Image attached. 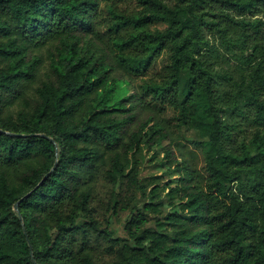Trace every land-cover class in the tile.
<instances>
[{
    "label": "trees",
    "instance_id": "trees-1",
    "mask_svg": "<svg viewBox=\"0 0 264 264\" xmlns=\"http://www.w3.org/2000/svg\"><path fill=\"white\" fill-rule=\"evenodd\" d=\"M137 1L138 12L111 10L114 59L138 77L157 57L168 54V65L142 89L152 102L178 111L180 125H190L197 134L208 176L200 189L194 172L178 164L181 175L174 192L181 211L166 219L175 230L173 237L146 230L137 234L146 218L136 210L125 227L136 248L114 264H264V163L247 146L238 150L230 144L229 127L217 103L216 80L231 79L216 74L209 62L214 50L206 36L217 35L227 50L241 51L249 80L236 86L225 105L238 113L243 102L251 111L250 123L264 127V22L247 24L232 15L252 13L264 0ZM97 4L98 0H0V264H94L84 245L88 228L105 240L119 242L92 222L76 225L79 213L90 214L91 193L80 185L81 176L102 157L95 147L115 151L127 121L133 119L126 115L139 107L136 97L109 78L108 69L92 57H78L75 44L69 45L80 36L99 41L92 28ZM156 23L166 28L149 31ZM55 40L67 54L54 68V79L36 89L37 101L29 113H19L15 122L5 119L3 107L19 98L25 84L36 77L40 61L27 59L26 51ZM99 93V105L71 123L88 98ZM120 115L127 119H119ZM156 134L153 144L167 140L159 131ZM130 141L138 153L139 133H133ZM252 142L260 152L264 136ZM164 152L169 157L170 151ZM33 159L40 164L21 175L17 186L11 185L2 169ZM106 176L111 183L123 177L118 154ZM143 210L155 211L156 205L146 204ZM78 236L83 242L76 250ZM146 241L147 254L140 251Z\"/></svg>",
    "mask_w": 264,
    "mask_h": 264
},
{
    "label": "rangeland",
    "instance_id": "rangeland-1",
    "mask_svg": "<svg viewBox=\"0 0 264 264\" xmlns=\"http://www.w3.org/2000/svg\"><path fill=\"white\" fill-rule=\"evenodd\" d=\"M165 2L172 4L170 0ZM97 11L92 20V28L99 41L90 35L80 36L77 40L69 41V45L75 44L76 54L81 58H94L99 65L110 71L109 78L113 79L118 88H125L126 93L133 95L139 100V107L130 111L126 116L133 117L124 127L122 142L115 151H105L103 147H95L102 155L100 161L94 164L89 173H84L81 177L80 188L91 193L89 201L90 214L79 213L76 225L94 223L97 230L107 229L111 233V242L105 240L101 235L94 233L89 228L87 241L84 243L86 251L94 264H114L120 255L126 254L129 249L136 248L134 241L128 238L126 224L130 218L138 211L143 213L146 223L141 226L136 233L151 231L158 234L173 237L175 230L167 225V217L173 213H180L179 196H176L174 189L179 184L182 165L193 171L195 183L201 189L208 176L205 170L204 151L197 144L200 138L191 130L190 125L183 127L180 125L178 111L167 106H161L152 102L145 96L142 87L150 80H155L156 75L168 65V54L163 53L157 57L145 72L134 77L121 68L114 59V50L110 40L115 33L110 32V26L115 23L111 10L120 13H135L141 8L137 0H98ZM233 17L239 21L251 24L257 21L264 22V4L260 3L252 13H245L242 16L233 13ZM166 26L156 23L148 28L149 31L155 29L164 30ZM264 30V27L262 28ZM128 32V31H127ZM125 31L118 34L125 35ZM212 42L214 52L209 54V62L213 64L218 75H226L228 79L216 80V96L218 107L221 108L222 121L228 125L230 133V144L240 150L242 145L249 148L254 155H259L261 163H264V144L259 152L255 144L264 136V127H257L250 123L248 110L243 102L238 104V113H232V109L225 104L236 91V86L247 83L249 71L242 65L241 51L238 47L227 50L217 35L206 34ZM66 49L59 41H49L43 46H30L26 51L27 59L40 61L37 67L35 80L26 83L21 96L8 102L3 107L2 116L15 122L19 113H29L36 101V89L41 83L53 80L54 68L60 63L62 56H65ZM186 74L182 79H185ZM235 85V86H234ZM247 94V93H246ZM102 93L94 94L88 98L87 104L82 112L70 120L77 123L85 117L89 107H96L100 103ZM182 99V98H181ZM232 105H230L231 107ZM125 115H120L119 119ZM167 137L161 144L152 142L158 137L156 132ZM139 133V152L134 153L130 146V136ZM151 139V140H149ZM149 140V141H148ZM80 147L85 146L80 144ZM170 151L169 157L164 151ZM114 154H118L123 165V177L116 183H111L107 178V172L111 170V160ZM40 164L39 159L27 161L15 168L2 169L11 185L17 186L19 178L31 168ZM134 178V180H133ZM146 204L156 205L155 211H144ZM116 205V209H114ZM122 209H125L124 211ZM138 210V211H136ZM76 250L83 242L81 236L76 237ZM141 252L147 254L149 242H143Z\"/></svg>",
    "mask_w": 264,
    "mask_h": 264
},
{
    "label": "water",
    "instance_id": "water-1",
    "mask_svg": "<svg viewBox=\"0 0 264 264\" xmlns=\"http://www.w3.org/2000/svg\"><path fill=\"white\" fill-rule=\"evenodd\" d=\"M40 136H42V137H46V136H44V135H40ZM51 142H53V140L52 139H49ZM52 170H53V168L49 171V173H47L45 176H44V178H43V180L34 188V190L50 175V173L52 172ZM30 194V193H29ZM29 194H27L26 195V197L27 196H29ZM23 199H20L15 205H14V207H13V210L15 211V212H18V205H19V203L22 201Z\"/></svg>",
    "mask_w": 264,
    "mask_h": 264
}]
</instances>
